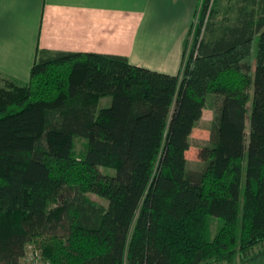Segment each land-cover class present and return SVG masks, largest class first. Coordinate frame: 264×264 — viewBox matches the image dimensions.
<instances>
[{
  "label": "trees",
  "instance_id": "trees-1",
  "mask_svg": "<svg viewBox=\"0 0 264 264\" xmlns=\"http://www.w3.org/2000/svg\"><path fill=\"white\" fill-rule=\"evenodd\" d=\"M217 1L200 0L177 75L60 52L0 88V264H21L30 243L51 264L233 262L264 246V12L218 22ZM212 218L224 223L211 239Z\"/></svg>",
  "mask_w": 264,
  "mask_h": 264
},
{
  "label": "crops",
  "instance_id": "crops-1",
  "mask_svg": "<svg viewBox=\"0 0 264 264\" xmlns=\"http://www.w3.org/2000/svg\"><path fill=\"white\" fill-rule=\"evenodd\" d=\"M221 1L229 13L264 12V0ZM199 2L0 0V83H29L34 64L60 52L118 55L132 65L177 75ZM111 103V96H103L97 108Z\"/></svg>",
  "mask_w": 264,
  "mask_h": 264
},
{
  "label": "rangeland",
  "instance_id": "rangeland-1",
  "mask_svg": "<svg viewBox=\"0 0 264 264\" xmlns=\"http://www.w3.org/2000/svg\"><path fill=\"white\" fill-rule=\"evenodd\" d=\"M231 1V0H230ZM223 1L219 0V2L217 1V8L219 9V13L218 16L216 18H214L216 21H221L224 22L223 20L226 19L227 16L230 15V17L233 16V12L229 13L228 11H226L225 8H227V6L222 4ZM195 22V21H194ZM200 23V19H196V25L193 29V32L190 36V40H189V44H188V48L186 51V58L185 60L187 61L190 55V48L193 44V41L195 39V33L197 30V25H199ZM7 82L4 83H0V88L2 87H6L7 86ZM217 106V101L215 96H210L208 98L207 101V105L205 108V114H204V120L201 124H199V126L196 128V130L194 131L192 137H191V147L189 149V151L187 152V158H188V167L189 169L192 170H200L204 167L205 162L202 158V151L203 148L209 143L210 140V136H211V126H212V119L215 115V108ZM252 106V102L249 103V110L251 109ZM247 132L249 134L250 132V120H247ZM82 144H83V139L77 138V142H76V149L79 151L82 149ZM246 165H247V159L245 160L244 163V176L246 173ZM106 171V170H104ZM112 173L114 172V170H109ZM90 197L105 205L108 206V201L97 196L96 194H90ZM224 221L222 219L219 218H212L211 222H210V228H209V232H210V238H214L216 233L218 232L219 228L223 225ZM37 252H39L36 249L35 244L30 243L27 245V251H26V255L24 258H22L23 260H21V264H33L35 261V257L37 256ZM264 263V246H258L257 248L253 249L250 254L244 256V257H238L235 261L230 262V261H210V262H205L203 264H263Z\"/></svg>",
  "mask_w": 264,
  "mask_h": 264
},
{
  "label": "built area",
  "instance_id": "built-area-1",
  "mask_svg": "<svg viewBox=\"0 0 264 264\" xmlns=\"http://www.w3.org/2000/svg\"><path fill=\"white\" fill-rule=\"evenodd\" d=\"M36 255H37V256L35 257V261H34L33 264H51L50 261H48V260H46V259H44V258L42 257V255L40 254V252H37Z\"/></svg>",
  "mask_w": 264,
  "mask_h": 264
}]
</instances>
